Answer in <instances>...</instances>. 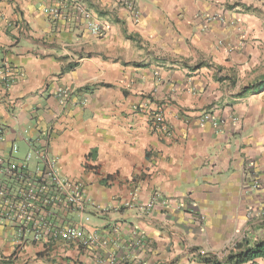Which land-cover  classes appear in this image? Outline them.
Instances as JSON below:
<instances>
[{"label":"crops","instance_id":"obj_1","mask_svg":"<svg viewBox=\"0 0 264 264\" xmlns=\"http://www.w3.org/2000/svg\"><path fill=\"white\" fill-rule=\"evenodd\" d=\"M130 2L65 0L54 18L57 0H0V160L48 137L91 202L81 236L107 241L19 248L0 220V264H212L264 243V0ZM133 190L159 202L123 207Z\"/></svg>","mask_w":264,"mask_h":264},{"label":"built area","instance_id":"obj_2","mask_svg":"<svg viewBox=\"0 0 264 264\" xmlns=\"http://www.w3.org/2000/svg\"><path fill=\"white\" fill-rule=\"evenodd\" d=\"M119 1L133 10L130 0ZM56 4L52 10L54 18L59 15L58 7L64 6L65 0H57ZM74 8L84 18L86 31L97 37L100 34L98 22L82 5L75 4ZM0 86L5 90L10 88V73L5 67H0ZM148 103L144 101L138 109L147 108ZM207 119L205 117L204 121ZM2 131L0 126V133ZM47 143L48 137L43 138V145H37L36 142L29 140V151L22 160L16 163H4L0 160V220L11 226L14 241L19 248L26 245L27 238L31 243H40L46 238H51L56 241H77L86 248L105 247L107 241L96 233L81 236L79 228L85 226L90 219L87 207L91 202L81 180L60 175L59 159L50 155ZM16 150L17 147L12 146V151ZM158 202L159 194L154 192L143 206H137V193L133 190L129 193L128 199L123 200L122 206L138 207L148 212ZM57 213L76 214L79 223L77 225L52 223L50 219ZM136 237L137 244H141L142 239ZM99 264H116V256L110 254L106 258H101Z\"/></svg>","mask_w":264,"mask_h":264},{"label":"trees","instance_id":"obj_3","mask_svg":"<svg viewBox=\"0 0 264 264\" xmlns=\"http://www.w3.org/2000/svg\"><path fill=\"white\" fill-rule=\"evenodd\" d=\"M258 258L264 259V243H259L243 251L229 254L222 261H219L216 256H211L203 260L204 262H211L212 264H221V262L226 264H246Z\"/></svg>","mask_w":264,"mask_h":264}]
</instances>
